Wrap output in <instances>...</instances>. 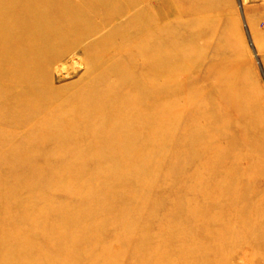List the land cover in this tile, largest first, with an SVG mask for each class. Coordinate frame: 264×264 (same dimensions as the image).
<instances>
[{"label":"rangeland","instance_id":"rangeland-1","mask_svg":"<svg viewBox=\"0 0 264 264\" xmlns=\"http://www.w3.org/2000/svg\"><path fill=\"white\" fill-rule=\"evenodd\" d=\"M211 1L222 13V54L194 60L185 50L189 59L177 84L160 81L161 98L169 102L159 110L160 158L151 169L143 159L129 162L128 146L111 155L84 134L67 138L55 129L61 136L52 142L31 134L24 121H2L0 127L17 131L0 136V191L9 190L0 195V264H264V67L252 33L264 27V0ZM154 2L171 7V0ZM173 21H167L171 28ZM198 41L186 42L193 55L205 50ZM65 62L51 80L67 98L87 68ZM221 62L223 102L238 105L259 158L245 192L247 178L230 176L228 184L237 188L229 195L222 192V168L233 162L222 158V98L203 73L207 63L219 69ZM179 92L202 97L191 104ZM84 178L93 183L80 194L75 190ZM230 220L233 226L222 231Z\"/></svg>","mask_w":264,"mask_h":264},{"label":"bare ground","instance_id":"bare-ground-1","mask_svg":"<svg viewBox=\"0 0 264 264\" xmlns=\"http://www.w3.org/2000/svg\"><path fill=\"white\" fill-rule=\"evenodd\" d=\"M164 8L151 0H0V124L9 121L18 126L24 121L31 134L52 142L61 136L52 132L55 129L65 131L67 138L84 134L102 142L111 155L128 146L129 162L143 159L151 169L150 163L160 158L156 154L159 110L169 102L168 97L161 98L160 81L177 82L189 59L183 51L192 52L198 60L220 56L223 48L219 4L171 0L170 9ZM172 18L174 28L167 24ZM137 22L144 25L138 28ZM187 40H199L197 47L205 49L203 53L193 55L195 48ZM65 60L80 61L87 68L67 98L51 80L52 70L64 68ZM221 65L217 69L207 63L203 73L217 85L222 98V158L233 160L222 168V192L228 190L229 195L237 188L228 184L230 176L247 178L241 186L245 192L256 179L253 169L259 158L253 154L251 128L240 121L238 105L223 102ZM175 85L169 87L177 89ZM200 95L182 92L179 97L193 104L200 101ZM8 125L0 127V136L17 131ZM109 174L115 175L114 171ZM27 183V178L21 181L18 191ZM86 183L91 185L93 180H79L75 191H87ZM99 188L98 193L106 196V190ZM8 191L4 188L0 195ZM2 214L0 221L5 222ZM232 222L222 224V231L232 227Z\"/></svg>","mask_w":264,"mask_h":264},{"label":"crops","instance_id":"crops-1","mask_svg":"<svg viewBox=\"0 0 264 264\" xmlns=\"http://www.w3.org/2000/svg\"><path fill=\"white\" fill-rule=\"evenodd\" d=\"M261 23H264V20L261 21ZM258 24V23H256ZM264 25V24H263ZM253 38L257 44V49L259 52V57L261 59V63L264 67V27L260 26L259 24L256 25V27L253 29Z\"/></svg>","mask_w":264,"mask_h":264},{"label":"built area","instance_id":"built-area-1","mask_svg":"<svg viewBox=\"0 0 264 264\" xmlns=\"http://www.w3.org/2000/svg\"><path fill=\"white\" fill-rule=\"evenodd\" d=\"M264 24V23H263Z\"/></svg>","mask_w":264,"mask_h":264}]
</instances>
